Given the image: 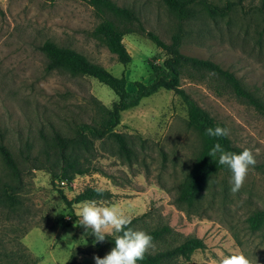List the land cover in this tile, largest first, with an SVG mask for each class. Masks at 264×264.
<instances>
[{"label": "rangeland", "instance_id": "rangeland-1", "mask_svg": "<svg viewBox=\"0 0 264 264\" xmlns=\"http://www.w3.org/2000/svg\"><path fill=\"white\" fill-rule=\"evenodd\" d=\"M113 1L135 10L146 31L168 44L181 32V53L212 60L240 79L255 101L237 95L218 75L190 65L184 66L181 87L228 129L233 146L251 149L256 164L236 193L225 170L206 180L192 205L178 202L203 139L189 125L184 100L161 89L121 115L116 130L127 137L132 159L118 154L113 139L94 140L92 149L73 152L86 175L74 179L76 187L60 184L61 190L68 199L87 186L108 191L95 201L98 206H115L131 220L147 214L154 225L171 227L173 245L202 239L204 247L177 264H218L228 250L264 264V225L252 229L248 222L264 208V0H242L225 17H211L196 4L186 20L164 0ZM208 1L221 6L227 0ZM99 22L87 0H0V144L20 169L15 177L0 153V193L16 198L0 205V264H68L73 253L76 264H95L94 257L111 250L98 254L94 239L70 213L54 179L61 165L52 137L56 132L74 136L78 124H94L96 103L111 107L116 95L93 77L49 69L41 46L51 40L76 49L125 76L130 90L135 81L149 82L151 64H162L168 53L136 31L124 37L132 55L124 65L93 34ZM82 203L73 205L75 214ZM105 231L112 234L111 226Z\"/></svg>", "mask_w": 264, "mask_h": 264}, {"label": "trees", "instance_id": "trees-1", "mask_svg": "<svg viewBox=\"0 0 264 264\" xmlns=\"http://www.w3.org/2000/svg\"><path fill=\"white\" fill-rule=\"evenodd\" d=\"M53 1V0H52ZM165 4L176 12L181 20L188 19L193 12L196 4H202L211 17H225L231 13L234 6L239 2L227 0L223 5H215L208 0H164ZM95 9L96 15L100 18L99 24L94 30V35L98 37L107 48L117 56L118 61L124 65L132 61V55L124 43L126 34L142 31L154 41L161 49L166 50L168 57L162 64L152 63L150 81H135L134 90L128 89V80L125 76H116L102 64L90 60L86 55L71 47L61 46L54 41L46 40L41 49L48 58L49 69H62L74 76H90L99 82L107 85L115 93L116 100L111 107L96 103V121L94 124L80 123L76 128L74 136L63 135L56 132L52 137L59 154V164L61 165L59 174L54 175V179H59V187L62 180H66L68 186H71L73 180L78 175H86L84 168L76 166V157L73 152L79 149L90 150L94 140L111 138L116 143L118 154L125 160L132 159L133 150L127 137L116 130L121 123V115L124 111L137 107L144 98L156 94L161 89L173 90L187 104L189 125L197 130L203 139V150L198 157L194 167L187 175L178 192L177 201L192 205L203 189L206 180L219 171L228 170L225 166L219 165L216 157L209 155L212 146L219 142L226 150L239 152V148L232 145L229 136L210 137L206 135L205 130L209 127H215L217 124L224 127L223 124L215 120L209 113L202 108L191 96L181 87V78L184 66L190 65L194 68L207 70L221 77L239 96H244L255 101L253 94L248 92L240 79L231 71L221 68L219 64L212 60L201 59L188 56L180 51L181 32L173 36L172 43L164 42L158 35L151 31H146L145 27L139 23V16L135 10L121 6L113 0H87ZM138 26H134L135 24ZM0 153L5 160L6 165L11 169L15 177L20 176V169L13 158L10 150L3 144H0ZM70 171H73L71 173ZM71 174H70V173ZM7 185V184H6ZM97 188L88 186L78 193L74 198L68 199L64 193L63 198L70 208V213L75 216L73 205L85 201H96L107 197L108 191H96ZM15 196L5 191L0 193V205L15 202ZM76 217V216H75ZM249 226L252 229H260L264 225V208L256 211L248 218ZM129 227L144 230L152 237V246L145 252L144 258L138 261V264H177L178 260H190L195 251L204 247L202 239L189 237L179 244H171L169 237L173 234L168 225H154L147 218V214L135 217L131 220ZM89 237L91 229L87 230ZM113 235L109 233L103 242H96L94 248L98 254L103 253L105 248L111 249L114 246ZM77 256L73 253L68 264H76Z\"/></svg>", "mask_w": 264, "mask_h": 264}, {"label": "clouds", "instance_id": "clouds-1", "mask_svg": "<svg viewBox=\"0 0 264 264\" xmlns=\"http://www.w3.org/2000/svg\"><path fill=\"white\" fill-rule=\"evenodd\" d=\"M205 132L210 137L228 136V129L219 124L207 128ZM209 155L216 157L215 161L230 171L229 183L233 193L239 191L250 167L256 164L251 149L229 151L219 142L212 146ZM96 191L101 192L102 189L97 188ZM76 216L79 219L78 225L85 230L91 229L93 243L103 242L109 235L105 229L108 226L112 228L114 246L103 257H94L95 264H138L152 246L151 235L144 230L129 227L131 217L115 206H98L95 201H87L82 203ZM217 259L218 264H252L249 256L242 251L228 250Z\"/></svg>", "mask_w": 264, "mask_h": 264}, {"label": "built area", "instance_id": "built-area-1", "mask_svg": "<svg viewBox=\"0 0 264 264\" xmlns=\"http://www.w3.org/2000/svg\"><path fill=\"white\" fill-rule=\"evenodd\" d=\"M78 176H81V175H78ZM60 184H62V185H64V186H68L65 180H62V181L60 182ZM62 185H61V186H62ZM72 185H73L74 187H76V184H75V181H74V180H73V182H72ZM72 185H71V186H72ZM62 187H63V186H62ZM87 187H88V186H87Z\"/></svg>", "mask_w": 264, "mask_h": 264}]
</instances>
